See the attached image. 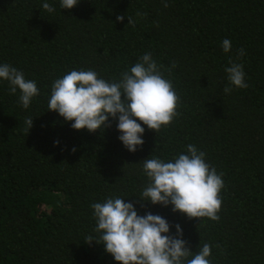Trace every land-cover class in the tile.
<instances>
[{
	"label": "trees",
	"instance_id": "1",
	"mask_svg": "<svg viewBox=\"0 0 264 264\" xmlns=\"http://www.w3.org/2000/svg\"><path fill=\"white\" fill-rule=\"evenodd\" d=\"M148 53L180 97L179 114L157 133L141 125L135 153L111 117L90 133L49 111L52 84L70 71L118 82ZM233 63L247 88L228 81ZM3 64L35 81L39 94L24 108L19 89L10 95L0 79V264H118L95 241L91 208L117 197L141 216L165 218L171 235L181 226L191 250L182 264L204 243L210 264H264V0H78L72 9L61 0H0ZM189 144L222 174L218 221L139 198L149 183L143 160H174Z\"/></svg>",
	"mask_w": 264,
	"mask_h": 264
},
{
	"label": "clouds",
	"instance_id": "2",
	"mask_svg": "<svg viewBox=\"0 0 264 264\" xmlns=\"http://www.w3.org/2000/svg\"><path fill=\"white\" fill-rule=\"evenodd\" d=\"M77 4L78 0H61L62 9H72ZM42 8L49 13L55 11L47 2ZM116 19L122 22L124 16ZM128 20V24L133 23L130 17ZM222 48L227 53L231 41L224 39ZM239 52L244 54L243 49ZM225 71L231 85L248 87L242 65L233 63ZM0 79L9 82L10 95L19 89V102L24 108H28L32 98L39 94L35 81L26 80L21 71L8 64L0 65ZM231 90V87L224 88L226 94ZM179 103L180 97L171 81L164 78L161 66L148 53L130 71L122 73L118 82L98 78L93 70L70 71L52 84L48 109L71 122L73 129H87L90 133L110 127V117L117 120L118 139L129 152L135 153L138 146L144 144L142 135L145 128L141 125L157 133L179 114ZM25 123L29 131L33 118H27ZM142 171L149 183L139 197L141 201L172 205L173 212H179L190 220L220 219V192L224 187L222 174H217L215 168L205 162V153L194 145L187 146V154H180L168 162L146 158ZM91 208L96 221L95 231L100 234L99 240L95 241L104 245L105 251L118 264H182L183 259L190 255L191 250L182 239L179 224L175 225L176 234L171 235L172 226L165 218L150 212L141 216L134 203H125L118 197L93 203ZM92 241V236L85 240L88 244ZM210 255L211 245L204 243L193 258L187 259V264H210Z\"/></svg>",
	"mask_w": 264,
	"mask_h": 264
}]
</instances>
